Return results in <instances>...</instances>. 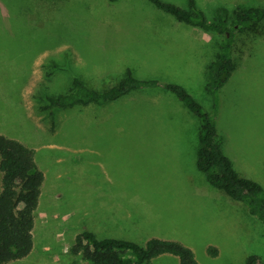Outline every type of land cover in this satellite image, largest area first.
<instances>
[{
  "label": "rangeland",
  "instance_id": "obj_1",
  "mask_svg": "<svg viewBox=\"0 0 264 264\" xmlns=\"http://www.w3.org/2000/svg\"><path fill=\"white\" fill-rule=\"evenodd\" d=\"M163 1L189 10V0ZM197 2L212 22L221 6L264 8V0ZM263 28L238 36L217 119L237 171L264 187ZM221 40L148 0H0V133L34 149L46 176L35 248L10 264H85L72 248L86 230L142 245L178 241L200 264L264 261V223L198 170L201 124L173 93L46 107L75 77L105 90L131 70L184 86L213 114L208 67ZM148 264L180 261L165 255Z\"/></svg>",
  "mask_w": 264,
  "mask_h": 264
},
{
  "label": "trees",
  "instance_id": "obj_2",
  "mask_svg": "<svg viewBox=\"0 0 264 264\" xmlns=\"http://www.w3.org/2000/svg\"><path fill=\"white\" fill-rule=\"evenodd\" d=\"M109 1L116 4L121 0ZM148 1L179 22L222 36L220 51L208 67V85L215 112L209 113L184 86L158 79H140L131 70L118 84L105 90L94 89L83 78L75 77L66 93L47 98L46 107L52 110L105 107L135 91L162 89L173 93L201 124L198 170L205 174L211 186L247 205L250 213L264 223V187L237 171L225 152V139L217 119L221 90L237 68L234 54L237 38L242 33L264 27V8L238 6L231 10L221 6L216 11L217 21L212 22L197 0H189V10L163 0ZM45 181L35 150L0 133V264L22 260L33 252L36 213ZM72 252L82 256L85 264H148L165 255L177 257L180 264H200L193 249L178 241L151 238L142 245L121 238H99L88 230L77 236ZM247 264H264V261L252 255Z\"/></svg>",
  "mask_w": 264,
  "mask_h": 264
},
{
  "label": "crops",
  "instance_id": "obj_3",
  "mask_svg": "<svg viewBox=\"0 0 264 264\" xmlns=\"http://www.w3.org/2000/svg\"><path fill=\"white\" fill-rule=\"evenodd\" d=\"M114 238H116V237H114ZM121 239H124V238H121Z\"/></svg>",
  "mask_w": 264,
  "mask_h": 264
}]
</instances>
